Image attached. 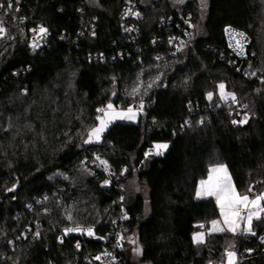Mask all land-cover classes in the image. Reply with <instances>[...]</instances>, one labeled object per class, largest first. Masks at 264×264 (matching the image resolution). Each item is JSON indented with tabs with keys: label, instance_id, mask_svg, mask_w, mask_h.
Returning a JSON list of instances; mask_svg holds the SVG:
<instances>
[{
	"label": "trees",
	"instance_id": "obj_1",
	"mask_svg": "<svg viewBox=\"0 0 264 264\" xmlns=\"http://www.w3.org/2000/svg\"><path fill=\"white\" fill-rule=\"evenodd\" d=\"M125 1L98 0L96 9L89 0H13L8 10L0 0V264H91L123 212L129 219L119 226L136 235L142 254L136 263L124 248L119 264H221L230 244L245 253L239 264H264V219L254 221L255 237L224 232L204 245L192 241L201 231L195 225L207 231L221 219L214 199L196 198L211 166H227L241 194L264 191V0H207L203 23L196 1L181 10L154 1L141 6L135 40L121 26ZM188 14L194 45L175 54L170 38ZM38 23L52 35L32 53ZM229 26L249 38L240 71L227 64ZM221 83L246 111L221 102ZM134 86L141 95L126 97ZM114 98L122 109L143 101L138 125L115 123L99 143L83 144L97 108ZM245 115L247 123H232ZM157 143L168 150L146 158ZM76 224L95 236L65 237Z\"/></svg>",
	"mask_w": 264,
	"mask_h": 264
},
{
	"label": "snow or ice",
	"instance_id": "obj_2",
	"mask_svg": "<svg viewBox=\"0 0 264 264\" xmlns=\"http://www.w3.org/2000/svg\"><path fill=\"white\" fill-rule=\"evenodd\" d=\"M178 2L184 3V0H178ZM200 2L202 8L207 7V0H200ZM16 3H19V0H16ZM0 8H4L3 3H0ZM12 8L13 0H8L7 9L11 10ZM16 10L19 11L18 8ZM125 14H132L135 16L140 15L139 12H132L131 7L127 9ZM30 31L34 33L32 36L31 47L35 50L41 46L42 41L46 40L48 29L43 26H39L38 28L31 29ZM126 31H131V29H126ZM5 33V28L0 26V39L3 38ZM225 33L229 35L230 41H235L234 45L230 42L229 46L233 47L234 50H238L237 54H243L244 43L242 41L245 39V34L242 32H236L230 26L225 28ZM9 39H11V37H9ZM252 75H255V73H252ZM157 79H159V77H157ZM147 87L151 88L152 84L149 83ZM218 87L221 100L227 102L230 98L233 102L236 101L235 94L226 92L225 85L223 83L219 84ZM139 94V87L134 86L130 95L137 96ZM113 95H115V93H113ZM207 98L212 100L213 93L209 92L207 94ZM143 108L144 104L141 100L139 105H130L127 109L118 110V106L114 105L110 100L104 107L97 108L96 111L98 115L95 117L96 123L85 129L86 138L83 139V144L99 143L103 134L115 121H135L140 112L143 111ZM247 121L248 117L245 115L243 119L239 121L233 120L232 123L245 124ZM78 135L82 134L78 133ZM168 147L169 145L167 143H157L153 145V148L149 149V151L145 153V157L148 158L150 155L162 156ZM97 159H99V157H97ZM100 163L104 165L105 170H107V161L101 160ZM104 183L107 184L109 182L106 180ZM8 191H13V189L10 188ZM196 197H214L221 217V219H214L210 221V227L207 228V231L204 230L205 225L203 223L194 226L201 229V231L193 232L192 234V241L197 246L206 244V237L216 233L228 232L234 236L257 235V233L253 230V221L254 219L258 221L264 219V191L256 192L253 187H250L246 193L241 194L238 192L232 182L227 166L222 164L211 166L208 170L207 179H203L199 182ZM121 199H123V197H121ZM67 218L70 221L73 220L71 214H69ZM124 218L127 219V216L125 215ZM74 232L80 233L81 235L86 234L88 236H95L93 227H83L76 224L75 227H66L64 229L65 236ZM39 235V232L35 233L36 237H39ZM98 239H103V237H98ZM125 239H127L129 244L134 245L133 252L136 255L142 254V249L138 244V240L132 237L125 238L120 236L118 238L117 246L122 247V244H120L119 241ZM259 239L262 243H264V236L259 237ZM61 242H63L62 239ZM76 247L77 249L80 248L79 242H77ZM246 251L251 253L252 249H246ZM102 255L110 256L111 253L105 251ZM94 259L98 261L101 260V255L96 256ZM221 264H239L238 253L235 250L234 244H230L229 247L225 249L222 254Z\"/></svg>",
	"mask_w": 264,
	"mask_h": 264
},
{
	"label": "built area",
	"instance_id": "obj_3",
	"mask_svg": "<svg viewBox=\"0 0 264 264\" xmlns=\"http://www.w3.org/2000/svg\"><path fill=\"white\" fill-rule=\"evenodd\" d=\"M141 6H142L141 0H126L125 1V7H124V10H123L122 15H121L122 29L133 40L138 39V35L140 33V28L138 26V23L141 22L145 18V15L141 10ZM130 7L132 8V12H139L140 15L139 16H135L132 14L126 15L125 13H126L127 9ZM181 21L183 22L185 27L181 29V27L178 26L180 29V32H178L177 34H174L170 38L171 44L174 45V48L176 51L175 54L182 52L185 49H188L194 45L193 21H192L191 15L188 14L187 16H185V15L181 16ZM171 23H172V21H170L169 24H171ZM165 25H167V23L165 21H161V28L165 27ZM39 26H43V27L47 28L48 29V35L46 37V40L41 42V46L39 48L34 50L30 45V49H31L32 53H36L39 50H41L42 48L48 46L49 42L51 40L52 32L45 24L38 23L32 29H36ZM126 29H131V31H126ZM232 29H234L236 32H242V31L237 30L235 28H232ZM242 33L245 34V39L242 41L244 43V53L243 54H237L238 50H234L233 47L229 46L230 42L234 45L235 41H230L229 35L225 33V40H226V45H227V50H228L227 64L230 67H232L233 69L235 68L237 71H240L244 67L245 62L247 61V57H248L247 51H248V45H249V38H248L247 33H245V32H242ZM33 35H34V33L31 31L30 44L32 43V36ZM90 36L95 37L94 29H92V31L90 32ZM237 38H239V37H237ZM61 40H63V41L65 40L64 35L62 36ZM0 41H1V39H0ZM181 42H183V43H181ZM177 49H180V50H177ZM97 58L99 59V57H97ZM100 58L102 61H104V57L102 55L100 56ZM89 61H91V59ZM137 105H139V104H137ZM226 105L232 109V112H238V113L241 111H246L248 108L246 105L241 104L240 101H238L237 99L235 102L230 100L228 103H226ZM98 170H104V169L101 167H98ZM125 215L127 216V219H129L128 214L123 212L119 218V222L121 224L127 220L124 218ZM119 222L115 224L114 236L112 238L113 240H112L111 244L109 246L105 247L104 251L100 254L101 260L98 261L95 259L94 262H92L91 264H119L120 263V259L117 258L118 253L122 252V249L125 248L124 244H126V243L122 240V241H119V243L122 244V247L117 246L118 238L120 236L124 237L125 235H128V234L130 235L133 233L130 232L128 229H125L124 227H120ZM38 228L39 227H33V228L31 227L29 229L28 233H31V238H33V239L36 238L35 233L38 232ZM74 233H71V234H74ZM244 237L245 238H251L253 236L252 235H245ZM61 239L63 240V237H61L60 240ZM77 250L78 251L81 250V245H80V248ZM235 250L238 253L239 263H241L243 261V257L245 255V253H243L240 248H235ZM105 251L108 253H111V255L110 256L102 255Z\"/></svg>",
	"mask_w": 264,
	"mask_h": 264
},
{
	"label": "rangeland",
	"instance_id": "obj_4",
	"mask_svg": "<svg viewBox=\"0 0 264 264\" xmlns=\"http://www.w3.org/2000/svg\"><path fill=\"white\" fill-rule=\"evenodd\" d=\"M154 1H159V0H141V4H142V6L143 7H147V6H149L152 2H154ZM161 1V0H160ZM169 2H170V4H171V6H172V8H174V9H176V10H181V8H182V6L183 5H185L187 2H189V1H192V0H184V3H179L178 2V0H168ZM193 1H196L198 4H199V6H200V18H201V23H203L204 21H205V19H206V17H207V13H208V8H209V2L207 1V7L206 8H202V6H201V2H200V0H193ZM89 3H90V6H92L93 8H98V9H100V7H99V2H98V0H89ZM185 50H187V49H185ZM184 50V51H185ZM140 90V94L139 95H141V89H139ZM226 91V90H225ZM132 92V90L131 91H126L125 93H126V97H128V96H131L133 99L134 98H137V96H132V95H130V93ZM218 93H219V89H218ZM118 94V93H117ZM116 94V95H117ZM219 97H220V95H219ZM131 98V99H132ZM220 100H221V98H220ZM231 99L229 98V100L226 102V101H224V100H221V102L223 103V104H226V103H228L229 101H230ZM132 106H134V105H132ZM122 109V105L120 104L119 106H118V110H121ZM135 110V109H134ZM128 123V124H137L138 125V122H139V115L137 116V118H136V120L135 121H127V120H124V121H120V120H117V121H115L113 124H115V123ZM112 124V125H113ZM111 125V126H112ZM110 126V127H111ZM110 127H109V129H110ZM107 132V131H106ZM105 132V133H106ZM104 133V134H105ZM103 134V135H104ZM103 137V136H102ZM98 165H100V162L98 163ZM92 172V171H91ZM254 221H255V219H254ZM254 221H253V224H254ZM125 238H127V237H132V238H134V239H137L136 238V235L133 233V234H128V235H125L124 236ZM126 244H124V246H125V248H126V254H127V256L128 257H130L134 262H138V260H139V256L140 255H136L134 252H133V248H134V245H132V244H129L128 242H127V239H125V240H123Z\"/></svg>",
	"mask_w": 264,
	"mask_h": 264
},
{
	"label": "crops",
	"instance_id": "obj_5",
	"mask_svg": "<svg viewBox=\"0 0 264 264\" xmlns=\"http://www.w3.org/2000/svg\"><path fill=\"white\" fill-rule=\"evenodd\" d=\"M155 145V144H154ZM168 150V149H167ZM167 150H165L164 151V153L167 151ZM229 172V171H228ZM230 174V173H229ZM207 179V178H206ZM232 182H233V180H232ZM235 182H233V184H234ZM235 185V184H234ZM199 187V186H198ZM198 190V189H197ZM197 198V197H196ZM209 198H212V199H214V201H215V198L214 197H208V198H197L198 200H205V199H209ZM216 203V202H215ZM217 205V204H216ZM218 207V206H217ZM219 209V208H218ZM207 238V237H206Z\"/></svg>",
	"mask_w": 264,
	"mask_h": 264
},
{
	"label": "water",
	"instance_id": "obj_6",
	"mask_svg": "<svg viewBox=\"0 0 264 264\" xmlns=\"http://www.w3.org/2000/svg\"><path fill=\"white\" fill-rule=\"evenodd\" d=\"M115 94H117V88H115ZM115 101H116V98H114V99H112V103H115ZM18 188V186L17 187H15V189H17Z\"/></svg>",
	"mask_w": 264,
	"mask_h": 264
}]
</instances>
